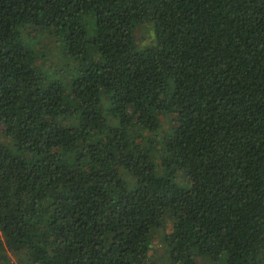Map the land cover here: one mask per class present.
Instances as JSON below:
<instances>
[{"label": "trees", "instance_id": "trees-1", "mask_svg": "<svg viewBox=\"0 0 264 264\" xmlns=\"http://www.w3.org/2000/svg\"><path fill=\"white\" fill-rule=\"evenodd\" d=\"M0 264H264V0H0Z\"/></svg>", "mask_w": 264, "mask_h": 264}, {"label": "rangeland", "instance_id": "rangeland-1", "mask_svg": "<svg viewBox=\"0 0 264 264\" xmlns=\"http://www.w3.org/2000/svg\"><path fill=\"white\" fill-rule=\"evenodd\" d=\"M151 37V31H148V33L144 36V43H148Z\"/></svg>", "mask_w": 264, "mask_h": 264}]
</instances>
